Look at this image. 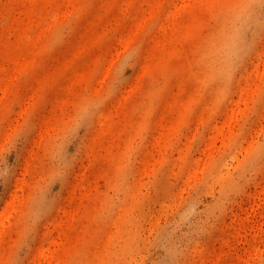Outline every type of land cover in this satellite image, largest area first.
Listing matches in <instances>:
<instances>
[{"label": "rangeland", "instance_id": "374dc122", "mask_svg": "<svg viewBox=\"0 0 264 264\" xmlns=\"http://www.w3.org/2000/svg\"><path fill=\"white\" fill-rule=\"evenodd\" d=\"M196 2L0 0V264H264V0Z\"/></svg>", "mask_w": 264, "mask_h": 264}, {"label": "bare ground", "instance_id": "6f19581e", "mask_svg": "<svg viewBox=\"0 0 264 264\" xmlns=\"http://www.w3.org/2000/svg\"><path fill=\"white\" fill-rule=\"evenodd\" d=\"M220 1H225V0H197L196 4L201 6V7H205V9H207V11L209 13H213L214 9H215V6L220 2ZM252 0H249V2H251ZM247 3V2H246ZM240 8H238V10L236 9L234 14L230 13V15L228 16L227 18V22L228 21H231L233 18H235L237 16V14H239L241 11H239ZM181 12H187L189 13L190 15H193V4H191L189 6V9L187 10L186 8H183L181 9ZM239 17V16H238ZM52 18H56V16H52ZM173 28L175 30V32L178 34V33H184L188 36H191L193 37L194 35V28H193V24H186L182 27H180L175 21H174V24H173ZM229 28V27H228ZM226 27V29L224 30L223 34H221L222 36H220V39L218 40V43L217 45L215 46V48L212 50V57H211V66H212V75L213 74H224V76H226V71H224V68L222 66V62H221V59L223 57V55H225V50H226V46H227V41L230 37V34H229V31L231 30L233 32L232 29H228ZM234 28V27H233ZM222 30V29H221ZM230 31V32H231ZM237 31V30H236ZM235 31V32H236ZM222 32V31H221ZM234 32V33H235ZM176 33H172L173 36L171 37V39H175V36ZM171 34V35H172ZM164 35L162 36H159L158 38H156V40L154 41V43L151 45V49H150V55L151 57L154 56V53L156 50L158 51H162L164 53L165 56L169 55L170 53H173L176 51V49H174L173 51L171 52H166V47H165V39H164ZM42 38V37H41ZM231 38V37H230ZM233 38V37H232ZM231 38V40H233ZM37 39L39 40V35L38 34H35V35H30V36H27V37H24V38H19L18 41L22 42V45H20L19 47H17L16 49H20L21 53L23 52L21 49V47L23 46L24 48H27L29 50V52H31V47L33 45L36 44L37 42ZM230 40V39H229ZM40 41V40H39ZM229 44V43H228ZM232 46V45H231ZM233 46L231 47V50H232ZM18 49V50H19ZM229 50V49H227ZM230 50V51H231ZM229 51H227L228 53ZM20 53V52H19ZM167 53V54H166ZM231 53V52H230ZM35 54V53H34ZM211 54V53H210ZM209 62H210V58H209ZM231 65V68H232V64ZM158 69L160 70H163L167 67V63H166V58H163L162 61H159L156 65H155ZM154 69V66L152 63H149L147 62L146 65H145V68H144V73L145 74H149V73H152ZM211 73V72H210ZM216 75V76H217ZM218 77V76H217ZM219 78V77H218ZM228 82H226L225 84H227ZM224 86V85H223ZM226 86V85H225ZM184 112L181 113V116L183 118ZM231 118V117H230ZM106 121V118H101V123H105ZM218 125H216L217 127ZM223 129V128H222ZM220 129V128H216V135H219V134H223V130ZM229 134V132H227ZM226 133V134H227ZM227 136V135H226ZM6 220H7V215L6 214H3L0 216V232H2L4 226L6 225ZM37 259V264H46L49 260V254L46 252V251H42L39 253V255L36 257Z\"/></svg>", "mask_w": 264, "mask_h": 264}]
</instances>
